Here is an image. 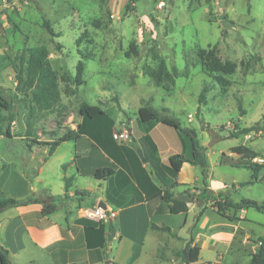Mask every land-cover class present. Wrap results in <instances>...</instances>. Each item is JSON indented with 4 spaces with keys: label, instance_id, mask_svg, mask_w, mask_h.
I'll return each instance as SVG.
<instances>
[{
    "label": "rangeland",
    "instance_id": "1",
    "mask_svg": "<svg viewBox=\"0 0 264 264\" xmlns=\"http://www.w3.org/2000/svg\"><path fill=\"white\" fill-rule=\"evenodd\" d=\"M130 2L0 0V73L3 72L0 93L13 103L15 121L12 122L9 113L3 112L0 121L3 130L10 127L18 140L27 137L29 131L31 139L52 142L69 130H77L82 120L79 108L83 103L98 106L115 119L124 118L125 123H132V128L135 126L137 130L134 122L144 126L137 110L152 99L154 108H168V116L178 119L183 128L195 130L196 139L209 152L211 163L215 164L223 153L228 155L233 148L245 145L247 136L240 132L252 126H255L254 139L249 146L264 156V136L255 137L264 132V0ZM44 21L59 35L55 40L61 44V49H57L52 36L43 28ZM77 40L81 43L77 44ZM38 46L48 50L61 93L59 104L51 111H31L32 91L18 82L13 70L14 65H21L23 52L28 58V50ZM214 46L216 56L223 63L237 66L233 75L221 74L232 82L226 89L218 85L215 74L198 56L199 50L208 51ZM155 55L165 60L169 71H177L170 92L157 87L146 73L149 68H157ZM80 60L85 63V69L79 85L75 80ZM205 87L209 89L206 103H200ZM162 126L164 130L179 132ZM110 135L104 146L116 152L118 144ZM182 137L192 154L189 138ZM131 144H135V140ZM137 144L140 145V140ZM33 146L37 154H48V146ZM27 147V144H19L18 149L23 150L19 152L26 153ZM139 149L136 150L138 156ZM212 172L217 187L224 189L223 184H229L234 199L232 183L236 186L247 183L252 176L250 171L229 166H217ZM155 186L158 187L156 182ZM183 190L186 189L183 187ZM237 191H240V199L264 204V170L257 182L243 189L236 187ZM190 206L193 208V204ZM252 215L258 222L255 231L263 234L264 214L250 209L249 216ZM182 218L176 217L172 222L179 237L186 235L179 226ZM215 228L218 227L208 235L214 234ZM156 237L146 239L145 250L135 260L127 259L126 264H182L178 254L183 249V241L177 238L175 243H163V251L158 254L153 253L152 248ZM217 243L229 244L226 239ZM126 254L124 250L123 259ZM231 259L233 255H229V261ZM197 264H222L210 240Z\"/></svg>",
    "mask_w": 264,
    "mask_h": 264
},
{
    "label": "crops",
    "instance_id": "2",
    "mask_svg": "<svg viewBox=\"0 0 264 264\" xmlns=\"http://www.w3.org/2000/svg\"><path fill=\"white\" fill-rule=\"evenodd\" d=\"M140 108L142 107H139L137 113ZM124 120L107 114L89 122H83L82 119L78 126L82 124L86 133L78 140L61 144L50 157L47 154H37V148L27 147L26 153H20L19 144L25 145V140L7 138L3 133L0 134V148L4 147L3 150L0 149V197L25 200L31 194L47 190L54 197L53 204L57 206L51 215H42V203L12 207L0 213V243L8 250L12 264H106L107 261L109 264H126L127 259L135 260L145 250L146 239L149 237L157 236V240L153 241V253L159 254L163 251V243H175L177 238L152 230L151 226L154 224L169 227L179 237L172 223L176 221V217H184L179 226L186 232L185 237H179L178 241L190 237L193 219L197 213L196 205L191 203L193 208L189 205L187 214L172 215L167 204L159 200L149 201L148 197L154 192L152 187L155 182L148 179V164H142L147 172L146 176L138 171L134 158L125 156L127 167L132 169L129 171L127 167L114 161L104 146L110 134L116 144H122L112 136L130 128L135 144L143 134H148L157 147L161 161L167 164L174 155L191 158L189 145L184 142L180 132L164 130L161 123L155 124L145 133L144 126L134 122L137 127L136 130L133 125L134 131L132 123H125ZM0 130L4 131L1 126ZM253 135V132L247 133L246 144L240 146L248 147L253 142ZM260 136H264V132L255 134V137ZM132 142L122 145L134 149L135 144H131ZM248 148L258 154L256 159L264 160V156L252 146ZM206 154L211 169L228 166L221 162V158L215 164L211 163L209 152L206 151ZM235 155L232 152L228 154L231 158L239 159L240 156ZM113 164L117 166L116 172H120V175H114L108 181H98L95 178L97 169ZM214 175L212 172L209 179L212 191L223 192L233 203L243 200L239 197L240 191L236 192V187L243 189L248 182L239 184V187L232 183L231 187L236 195L234 199L229 191V184H223L224 189L218 188ZM252 177L253 174L251 180ZM65 179L71 181L68 190ZM176 180L182 185L190 184L201 188L202 168L185 162ZM183 191V187H178L173 190V194L177 196ZM194 192L198 193L199 190H192ZM104 204L105 209H112L117 214L109 223H100L84 216L83 210L103 208ZM249 210L228 209L226 216L231 219H227L217 214L213 208H208L199 225L193 230L194 244L202 252L210 240L217 256L221 257L222 264H249L251 255L259 248L258 239L264 236V233L255 231L257 218L255 215L249 216ZM110 225L115 231L112 240L108 239ZM216 226L218 228H215L216 232L210 239L208 233ZM225 239L229 243L227 246L217 243ZM124 250L127 254L123 259L121 254ZM229 255H233L230 261Z\"/></svg>",
    "mask_w": 264,
    "mask_h": 264
},
{
    "label": "trees",
    "instance_id": "3",
    "mask_svg": "<svg viewBox=\"0 0 264 264\" xmlns=\"http://www.w3.org/2000/svg\"><path fill=\"white\" fill-rule=\"evenodd\" d=\"M135 1L136 0H131L130 4L134 3ZM43 28L46 29V31L52 36V42L55 43L57 49H61V44L55 40L59 37V35L53 30L51 24L48 21H44ZM80 43V40H77V44ZM216 51V46L208 51L202 49L199 50L198 56L202 64L209 66L210 71L215 74L214 79L218 85L222 87V89H226L232 85V82L225 79L223 76H221V74L233 75L236 72L237 66L231 62L223 63L216 56ZM25 53L26 52H23L20 55L21 65L19 67L15 65L13 66L15 77L19 83L25 85L26 88L32 91L31 111H51L59 104L61 93L58 82L53 76V69L49 61L48 50L45 46L32 48L28 50V58H26ZM155 59L158 61L157 68H149L146 73L153 80L157 87H163L165 91L170 92V86L175 84L177 71L176 69L169 71L165 60L160 58L158 55H155ZM24 67L26 69L25 71ZM84 69L85 63L80 60L77 65V75L75 80L79 85L82 81ZM208 91L209 89L207 87L203 89L199 97L200 103H206V93ZM12 111L13 103L8 100L4 94L0 93V121L1 115L4 112L9 113V118L12 120V122H15ZM138 113L139 120L144 125L146 133H148L155 124L161 123L176 129L182 135L189 138L192 147L191 158H187L183 155H174L169 158L167 164H164L161 161L157 147L149 135H143L139 139L140 145L136 146L134 149L128 148L122 144H116V152L107 149L114 161H116L118 164H121L123 167H127L125 156L134 158L136 165L138 166V171H141L147 176V172L142 165L143 163L136 153V150L141 148L142 153L147 161L146 164H148L150 168L148 179H150V182L151 180L152 182L154 180L158 185V187L155 186V184L153 185L154 187L152 188L154 192L152 193L151 197H148L149 201L159 200L167 204L169 212L172 215L187 214L189 212V205L194 203L197 207V213L193 219V230L199 225L208 208H213L217 214L227 219L231 218L226 216V210L231 208L235 210L255 209L258 212L264 214V204H260L252 200H242L240 203H233L223 192H214L210 189L209 179L211 174V166L206 154L207 149L200 145L199 141L196 139L195 130L183 128L181 122L178 119L168 116L169 110L167 108H163L161 110L154 108L152 105V99H149L147 104L140 108ZM79 114L82 117L83 122H89L91 120H96L106 116L105 112L100 107L91 106L86 103L81 104L79 108ZM253 131H255V126L243 128L240 134H247ZM27 132V137L23 138V140H25V143L28 145V147L34 148L33 145L48 146L49 151L47 157H50L56 148L61 144L80 139L81 135L86 133V129L81 124L77 127V130H69L57 140L52 142H38V140H35L34 138L31 139V133L29 131ZM2 133L3 132L0 130V134ZM3 134L7 138L14 137L11 135L10 127L4 129ZM233 136L234 134L232 137ZM231 152L233 154L239 155L240 158L234 159L223 153L221 162L224 165H228L233 168L250 170L253 174V180L247 184H253L257 182L261 172L264 170L263 164H258L253 161L258 157V154L244 146H237L233 148ZM185 162L199 165L202 168L201 188L192 186L190 184L182 185L177 182V176ZM116 168L117 166L114 164L110 165L109 167L99 168L95 171L94 176L98 181H108L114 175L121 174L120 172H116ZM127 170L132 171V169L128 167ZM70 182L71 181L69 179H65L67 190L70 187ZM178 187H184L186 190L180 193L178 196H174L173 190ZM192 189L199 190V192L192 193ZM108 198L114 203L110 195H108ZM35 203H42L44 205L42 215H51L57 209V206L53 204L54 197L50 196L47 190H42L37 194H31L25 200H15L12 198L0 197V213L12 207L26 206ZM151 229L165 232L174 238H179L169 227L166 226L160 227L153 224ZM114 233V227L110 225L108 234L109 240L113 239ZM183 243V249L178 254L182 264H197L200 259L201 248L194 244V234L192 233L188 239L183 240ZM258 243L259 248L257 252L251 255L249 264H264V236L258 239ZM0 264H12L8 250H6L5 247L1 245V243Z\"/></svg>",
    "mask_w": 264,
    "mask_h": 264
},
{
    "label": "built area",
    "instance_id": "4",
    "mask_svg": "<svg viewBox=\"0 0 264 264\" xmlns=\"http://www.w3.org/2000/svg\"><path fill=\"white\" fill-rule=\"evenodd\" d=\"M189 121H192V115H189ZM113 138L122 144H126V143L133 141L131 133H129L126 129L122 133L116 132L113 135ZM254 161L258 164L264 163L263 159H254ZM83 212H84L85 217L92 219V220H95V221L100 222V223H109L117 215L114 210L103 209L101 207H95L92 209H85V210H83Z\"/></svg>",
    "mask_w": 264,
    "mask_h": 264
},
{
    "label": "water",
    "instance_id": "5",
    "mask_svg": "<svg viewBox=\"0 0 264 264\" xmlns=\"http://www.w3.org/2000/svg\"><path fill=\"white\" fill-rule=\"evenodd\" d=\"M127 131L130 133V132H131V129L128 128ZM138 154H139V156H140V158H141L142 163H143V164H146L147 161H146V159L144 158V155H143V153H142V150L139 149V150H138ZM100 206H101V204H100ZM102 207H103V209H105V208H106L105 204L102 205ZM109 263H110L109 261L106 262V264H109Z\"/></svg>",
    "mask_w": 264,
    "mask_h": 264
}]
</instances>
